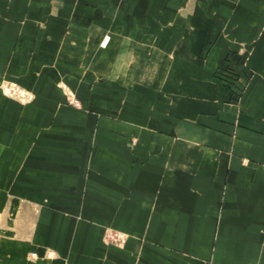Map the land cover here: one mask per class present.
<instances>
[{"label":"crops","instance_id":"crops-1","mask_svg":"<svg viewBox=\"0 0 264 264\" xmlns=\"http://www.w3.org/2000/svg\"><path fill=\"white\" fill-rule=\"evenodd\" d=\"M0 264H264V0H0Z\"/></svg>","mask_w":264,"mask_h":264},{"label":"built area","instance_id":"built-area-1","mask_svg":"<svg viewBox=\"0 0 264 264\" xmlns=\"http://www.w3.org/2000/svg\"><path fill=\"white\" fill-rule=\"evenodd\" d=\"M8 91L12 94V95H18V96H20V97H24V95H25V97L27 98V96H28V99L30 98V95L27 93V95L26 94H23L21 91L22 90H19V91H17V90H15V89H8ZM71 102L74 104V105H78V101L75 99V98H71Z\"/></svg>","mask_w":264,"mask_h":264},{"label":"rangeland","instance_id":"rangeland-1","mask_svg":"<svg viewBox=\"0 0 264 264\" xmlns=\"http://www.w3.org/2000/svg\"><path fill=\"white\" fill-rule=\"evenodd\" d=\"M15 89V90H17V91H19L20 89H18L16 86H14V85H11V86H9L8 87V89ZM23 94H26L27 95V92H25V91H21ZM8 94L9 95H11V96H14V97H17V98H20V99H28V96H27V98L25 97V95H24V97L22 98V97H20V96H18V95H12L10 92H8Z\"/></svg>","mask_w":264,"mask_h":264}]
</instances>
